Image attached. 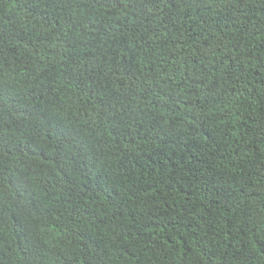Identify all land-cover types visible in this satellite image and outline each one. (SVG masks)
<instances>
[{
	"label": "trees",
	"instance_id": "16d2710c",
	"mask_svg": "<svg viewBox=\"0 0 264 264\" xmlns=\"http://www.w3.org/2000/svg\"><path fill=\"white\" fill-rule=\"evenodd\" d=\"M0 264H264V0H0Z\"/></svg>",
	"mask_w": 264,
	"mask_h": 264
}]
</instances>
